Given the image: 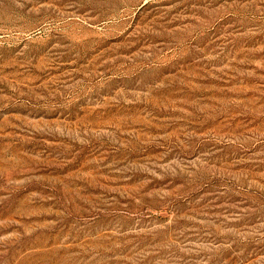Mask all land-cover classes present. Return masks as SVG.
Returning a JSON list of instances; mask_svg holds the SVG:
<instances>
[{
    "label": "rangeland",
    "instance_id": "374dc122",
    "mask_svg": "<svg viewBox=\"0 0 264 264\" xmlns=\"http://www.w3.org/2000/svg\"><path fill=\"white\" fill-rule=\"evenodd\" d=\"M0 264H264V0H0Z\"/></svg>",
    "mask_w": 264,
    "mask_h": 264
}]
</instances>
